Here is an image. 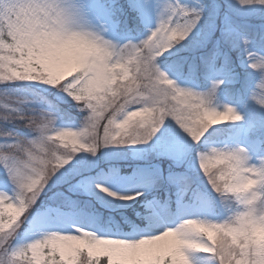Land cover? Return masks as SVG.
<instances>
[{"label": "snow or ice", "instance_id": "snow-or-ice-1", "mask_svg": "<svg viewBox=\"0 0 264 264\" xmlns=\"http://www.w3.org/2000/svg\"><path fill=\"white\" fill-rule=\"evenodd\" d=\"M9 2L0 0V264H175V251L168 240L171 232L196 245L181 250L186 264H240L244 256L238 249L225 251L211 235L194 234L187 224L195 221L224 229L241 226L244 217L235 224L224 223L228 213L221 206V197L228 193L218 192L216 180L205 175L200 153L223 143L219 137L226 130L219 126L235 125L244 117L233 107L221 110L218 106L224 79L198 92L177 82L185 75L183 64L172 62L167 70L162 68L174 49L194 32L202 31L206 5L201 0L197 6L181 0H158L155 4L135 0L145 13L148 34L139 42L111 39L120 45L131 43L134 51L127 58L117 61L114 57L109 62V68L118 62L127 74L120 70L108 73L101 93L98 70L82 69L65 76L61 67L16 44L18 20L5 10ZM235 3L241 9L264 13V0ZM83 8L88 14L87 5ZM93 22L108 34L106 23L99 18ZM223 25L248 67L260 74L252 100L264 104V54L252 50L251 41L233 26L230 17L224 18ZM215 31L213 22L193 46L207 47ZM177 33L179 40L168 38ZM204 59L213 66L229 63L218 46ZM9 70L33 75L16 79ZM190 70L195 69L190 66ZM155 85L170 93L156 104L144 98ZM121 86L126 95L117 92ZM100 95L109 100L119 96V102L97 105ZM120 104L124 107L114 116ZM205 115L212 117V126L197 127L195 122ZM77 118L78 127L68 126ZM66 134L72 135L75 147L60 139ZM129 153L142 161L134 179H125L107 163L127 159ZM190 171L205 186L204 192L194 187L197 181ZM255 171L256 175L248 174L258 181L252 192L264 200V169ZM136 179H142L147 187L171 184L179 188L184 194L181 210L165 211L159 201L149 200L145 190L136 186ZM184 199L189 203L183 204ZM186 208L191 211H183ZM247 215L264 223V217L254 210ZM258 259L249 252L248 264H257Z\"/></svg>", "mask_w": 264, "mask_h": 264}, {"label": "clouds", "instance_id": "clouds-1", "mask_svg": "<svg viewBox=\"0 0 264 264\" xmlns=\"http://www.w3.org/2000/svg\"><path fill=\"white\" fill-rule=\"evenodd\" d=\"M84 0H10L5 4V10L16 15L15 43L26 49L34 57L46 60L52 65L61 67L65 76L68 73H75L82 69L98 70L97 81L101 93L108 82V73H115L117 70L125 72L127 69L117 62L111 68L108 67L113 58H127L134 51L131 43L118 44L108 37L107 30L97 26L87 12L84 10ZM169 39L179 40L180 34ZM157 45L160 41L156 42ZM140 55V53H136ZM11 72V70H9ZM31 73L18 74L11 72V77L16 79H27ZM3 77H0L2 79ZM120 95H126V90L121 86L117 90ZM115 95V94H114ZM170 93L167 88L155 85L144 93V98L151 103H159ZM264 95V90H262ZM119 102V96L109 100L106 96L100 95L96 100L97 105L108 106ZM136 103L142 102L136 100ZM127 103V101H125ZM260 107L264 104L256 99ZM86 106V105H85ZM124 104L114 112L119 114ZM134 115L145 118L144 113ZM212 117L205 115L195 123L197 127L205 129L211 127ZM39 130V126H37ZM67 145L75 147L71 134L60 138ZM200 155L204 158L201 165L205 169V175L216 180L217 191L222 195V208L228 213L224 223L235 224L240 217L241 226L228 229L213 227L208 228L195 221H189L187 228L194 234L211 235L220 242L225 251L239 250L244 259L240 264H248V254L252 251L259 259L257 264H264V223L254 222L248 218V212L254 210L257 216L264 217V200H259L257 194L252 192L258 181L249 178L248 174L256 175L255 170L264 169V157L258 158V163H253V157L244 147H233L229 145L208 146ZM264 180V175H261ZM239 194V195H233ZM254 205V209L251 207ZM168 240L175 251V264H186L182 249L186 246L196 247L195 244H187L181 238V234L171 232ZM230 241V243H229Z\"/></svg>", "mask_w": 264, "mask_h": 264}, {"label": "rangeland", "instance_id": "rangeland-1", "mask_svg": "<svg viewBox=\"0 0 264 264\" xmlns=\"http://www.w3.org/2000/svg\"><path fill=\"white\" fill-rule=\"evenodd\" d=\"M87 5V11L90 18L95 21L97 18L102 23H106L109 31L108 37L115 41L139 42V40L146 38L148 34V23L145 20V13L138 8L135 0H84ZM153 4L158 0H151ZM182 3L188 6H197L198 0H181ZM205 7V18L201 25L202 31L194 32L189 36L188 40L183 45L178 46V49H174L168 63L175 62L177 64H183L188 66L190 63L197 71H188L187 77H181L177 80L181 87L192 88L198 92H205L211 88L214 81L218 79H224L225 83L222 85L218 93V106L222 110L224 106H230L235 108L243 117V121L235 125L226 124L221 125V128H230L233 130V134L225 138H219L223 143H227L233 147H244L253 157V163H258L259 157H264V108H261L252 100L253 92L257 91V85L260 81V74L249 68L245 62L246 57L243 55L241 49L237 48L233 40L224 32L223 20L225 17H230L232 24L235 28L245 27L248 30L255 31L260 30L264 34V13L254 10L241 9L235 0H201ZM131 15L133 17H131ZM125 16L131 17L130 22L141 24L139 27H133L128 25L125 20L124 23L129 26V30L121 31L120 25L122 24V18ZM122 21V22H121ZM215 22L216 31L213 33L211 40L207 47L196 48L194 43L200 39L202 32H207L209 25ZM151 26H155V10L152 12ZM135 29V31H133ZM241 34L247 38L241 31ZM264 37V36H263ZM250 40V39H249ZM251 41L252 50L258 54H264V50L257 47L255 40ZM217 46L223 53L224 57H227L229 63L225 67H221L219 64L213 66L205 61V57L209 56L216 50ZM167 70V67H163ZM194 68V69H195ZM192 72V73H191ZM195 73L198 74V79L194 77ZM193 74V76H192ZM173 79H177L175 74H172ZM241 85L242 92L234 94L232 90ZM237 98V100H235ZM75 113V110H73ZM77 115V113L75 114ZM68 126L78 127L79 119H75L68 122ZM18 131H25L19 129ZM221 143L220 146H223ZM110 168H116L119 173L125 179H134L137 172V166L142 164V161L138 160L133 154L129 153L127 159H116L107 161ZM189 175L193 177L197 183L194 187H197L199 191L204 192L205 186L198 183V177L194 171H190ZM202 175V174H201ZM136 186L147 191H159V194H155L154 197L149 200L159 201L165 206V211L177 212L181 210L182 201L178 200L177 203L171 205V209L168 204V199L160 196V192L168 188H177L174 185H164L162 187H147L142 179H136ZM165 187H167L165 189ZM213 199H216L215 193H210ZM189 203L188 200L183 201V204ZM103 211H109L107 208H103ZM183 211H191L190 208L183 209Z\"/></svg>", "mask_w": 264, "mask_h": 264}, {"label": "trees", "instance_id": "trees-1", "mask_svg": "<svg viewBox=\"0 0 264 264\" xmlns=\"http://www.w3.org/2000/svg\"><path fill=\"white\" fill-rule=\"evenodd\" d=\"M131 26H138L139 27V24H137V23H131ZM237 28H239L243 32V34H245L247 36L248 39H250L252 41L255 40V43L257 44V47H259L260 49H263L264 50V37H263L264 34H263L262 31H260V30L251 31V30L246 29L245 27H243V28L237 27ZM162 66L163 67H167L168 64L167 63H164V64H162ZM188 71H190L189 66H184V72H185L184 77H187ZM194 77H196V79H198V74L196 73ZM233 90H234V92H233ZM233 90H232V92L234 94L237 93V92H242L241 86H238V87L234 88ZM235 100H237V98H235ZM75 114H76V112L73 113V116H77L78 115V114L77 115H75ZM224 129L226 131L219 138H225L229 134H232L233 133V130L230 129V128H224ZM219 212H220V210L218 208L217 209V213L219 214Z\"/></svg>", "mask_w": 264, "mask_h": 264}, {"label": "bare ground", "instance_id": "bare-ground-1", "mask_svg": "<svg viewBox=\"0 0 264 264\" xmlns=\"http://www.w3.org/2000/svg\"><path fill=\"white\" fill-rule=\"evenodd\" d=\"M182 196H184V194H183V193H181L179 197H180V198H182Z\"/></svg>", "mask_w": 264, "mask_h": 264}]
</instances>
